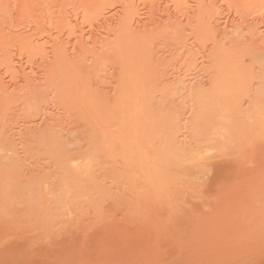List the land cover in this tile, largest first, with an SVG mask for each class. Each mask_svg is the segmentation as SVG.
I'll return each instance as SVG.
<instances>
[{
  "label": "bare ground",
  "instance_id": "6f19581e",
  "mask_svg": "<svg viewBox=\"0 0 264 264\" xmlns=\"http://www.w3.org/2000/svg\"><path fill=\"white\" fill-rule=\"evenodd\" d=\"M0 264H264V0H0Z\"/></svg>",
  "mask_w": 264,
  "mask_h": 264
},
{
  "label": "rangeland",
  "instance_id": "374dc122",
  "mask_svg": "<svg viewBox=\"0 0 264 264\" xmlns=\"http://www.w3.org/2000/svg\"><path fill=\"white\" fill-rule=\"evenodd\" d=\"M162 125H163V123L157 121V122H156V128H153V127H152V130H153V129H154V131H156L157 129H158V130H161V129H163V126H162ZM156 132H157V131H156Z\"/></svg>",
  "mask_w": 264,
  "mask_h": 264
}]
</instances>
